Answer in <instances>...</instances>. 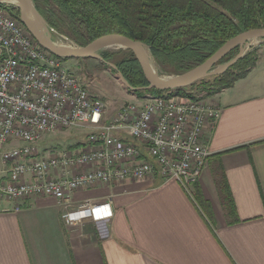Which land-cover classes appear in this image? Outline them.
Returning a JSON list of instances; mask_svg holds the SVG:
<instances>
[{
  "label": "crops",
  "instance_id": "crops-1",
  "mask_svg": "<svg viewBox=\"0 0 264 264\" xmlns=\"http://www.w3.org/2000/svg\"><path fill=\"white\" fill-rule=\"evenodd\" d=\"M211 100L222 113L206 131L211 156L198 182L210 215L195 187L191 194L160 175L78 190L69 205L33 197L15 211L3 201L0 264H264V49L244 79ZM220 169L237 217L226 210ZM86 202L110 204L112 217L69 223Z\"/></svg>",
  "mask_w": 264,
  "mask_h": 264
},
{
  "label": "built area",
  "instance_id": "built-area-1",
  "mask_svg": "<svg viewBox=\"0 0 264 264\" xmlns=\"http://www.w3.org/2000/svg\"><path fill=\"white\" fill-rule=\"evenodd\" d=\"M13 8L0 1V212L8 211L3 201L15 211L33 197L69 205L78 190L154 175L192 194L208 166L205 134L220 107L208 98L150 96L110 116L109 104L40 47ZM72 129L89 131L84 148L41 152L44 136ZM106 207L86 202L67 220L112 217Z\"/></svg>",
  "mask_w": 264,
  "mask_h": 264
},
{
  "label": "trees",
  "instance_id": "trees-1",
  "mask_svg": "<svg viewBox=\"0 0 264 264\" xmlns=\"http://www.w3.org/2000/svg\"><path fill=\"white\" fill-rule=\"evenodd\" d=\"M52 36L64 35L80 47L111 34L143 43L164 75L182 76L196 69L226 42L239 34L264 27V0H33ZM20 19V12L13 8ZM238 49V47L236 48ZM234 49L219 64L237 55ZM105 64H113L132 88L149 83L131 50L104 52ZM68 59H63L67 61ZM258 53H248L213 82L201 80L191 87L171 92L147 91L139 95L209 98L232 88L256 66ZM218 64V65H219ZM204 93L205 96L200 97ZM138 94V93H137ZM226 210L237 217L225 173H217ZM228 192V193H227ZM194 196L210 215L198 183ZM239 222V219L235 220ZM234 223V222H232Z\"/></svg>",
  "mask_w": 264,
  "mask_h": 264
},
{
  "label": "water",
  "instance_id": "water-1",
  "mask_svg": "<svg viewBox=\"0 0 264 264\" xmlns=\"http://www.w3.org/2000/svg\"><path fill=\"white\" fill-rule=\"evenodd\" d=\"M19 2L20 4L18 5V7L20 10V21L26 27V29L34 38V40L40 45V47L44 48L54 56L62 59L93 58L102 61L104 60L99 54V51H101V48L105 46H116V48H113V50H117L120 48L131 50L136 56V59L138 60L142 71L149 83V87L147 88L148 90L155 89L162 92H171L191 87L195 83L213 74L214 68L220 63V61H222L230 52H232L237 47H242L244 44H248L250 41L256 42L259 39H264V27L243 32L226 42L214 55H212L201 66L186 73L185 75L176 77L159 76L154 65L148 57L147 48L143 43L130 39L124 35L111 34L97 39L87 47H70L68 49H65L60 45L54 43L53 40H51L43 30L38 29L34 25V22L37 19L45 22L43 17L36 9L34 1L19 0ZM251 45L252 44H250L248 48H246L248 51L251 49ZM245 55L246 50H242L241 53L230 63H228L219 73H224ZM121 77L124 83L130 89H133L125 80L122 74Z\"/></svg>",
  "mask_w": 264,
  "mask_h": 264
},
{
  "label": "rangeland",
  "instance_id": "rangeland-1",
  "mask_svg": "<svg viewBox=\"0 0 264 264\" xmlns=\"http://www.w3.org/2000/svg\"><path fill=\"white\" fill-rule=\"evenodd\" d=\"M12 6L16 9V11L20 12L18 5L12 3ZM44 23L48 31V33L46 34L51 40H53L54 43L60 46H68L74 48L80 47L64 35L56 34L55 37H53L51 34L52 32L49 30V26L46 23V21ZM250 44H252L251 49L248 51L246 48H248ZM262 49H264V39H259L256 42L250 41L248 44H244L242 47H238V49L235 50V53L233 55L237 54L235 56L236 58L241 53L242 50L243 51L246 50V55L252 52L258 53L260 55ZM119 50H126V49L120 48L117 50H101L99 51V54L102 56V53L104 52H116ZM147 53L150 61L154 65L159 76L176 77V75L162 74L158 66L155 64L153 57L150 55L148 51ZM64 63L65 66L76 77L80 79V81L82 82V84L85 86V88L88 90L90 94L106 101L109 104L111 116L114 115L116 111L118 112L120 109L125 107L126 104L131 103V101H133L135 104H140L138 100L132 98L134 95L139 96L143 93H146L147 91H151L147 89L148 87L130 89L124 83L121 74L118 72V70H115L116 66L113 64L107 65L102 60H97L93 58L68 59L67 61H64ZM228 63L217 65L213 70V74L206 77L205 80L207 82L208 81L213 82L217 76L221 75V73L219 72L222 71L223 68ZM150 96L153 95L148 94L146 97H143L141 99H145ZM203 96H205L204 93L200 95V97ZM212 97H209L208 99H212ZM88 137H89V131L85 129L63 130L44 136L43 140H41V142L39 143V147L41 152H43V154L56 153L64 150L74 151L81 149L83 146L82 144L86 143Z\"/></svg>",
  "mask_w": 264,
  "mask_h": 264
},
{
  "label": "bare ground",
  "instance_id": "bare-ground-1",
  "mask_svg": "<svg viewBox=\"0 0 264 264\" xmlns=\"http://www.w3.org/2000/svg\"><path fill=\"white\" fill-rule=\"evenodd\" d=\"M0 1H2V2H9V3H13V4H16V5H19L20 4V2H19V0H5V1H3V0H0ZM34 25L38 28V29H41V30H43L45 33H47V29H46V26H45V23L43 22V21H41V20H36L35 22H34ZM68 40V39H67ZM258 44V43H257ZM61 47H63V48H65V49H68V48H70V47H68V46H61ZM113 48H116V46L115 47H113V46H105V47H103V48H101V50H113Z\"/></svg>",
  "mask_w": 264,
  "mask_h": 264
}]
</instances>
